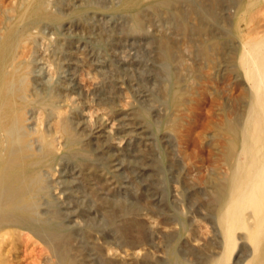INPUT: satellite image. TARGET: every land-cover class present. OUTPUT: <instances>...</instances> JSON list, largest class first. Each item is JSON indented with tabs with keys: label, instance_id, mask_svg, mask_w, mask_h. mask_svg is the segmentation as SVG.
<instances>
[{
	"label": "bare ground",
	"instance_id": "obj_1",
	"mask_svg": "<svg viewBox=\"0 0 264 264\" xmlns=\"http://www.w3.org/2000/svg\"><path fill=\"white\" fill-rule=\"evenodd\" d=\"M70 1L2 4L0 264H264V0L159 2H174L182 36L193 25L197 65L187 89L169 82L177 55L167 30L143 25L137 8L146 0ZM221 23L231 42L226 76L212 69L221 39L208 28ZM46 26L55 42L42 46ZM84 69L95 75L87 90L97 100H121L127 88L136 104L84 114ZM203 93L223 117L212 133L197 132L204 157L184 146L193 126L185 110ZM234 95L243 96L236 119ZM94 229L100 244L86 237Z\"/></svg>",
	"mask_w": 264,
	"mask_h": 264
},
{
	"label": "rangeland",
	"instance_id": "obj_2",
	"mask_svg": "<svg viewBox=\"0 0 264 264\" xmlns=\"http://www.w3.org/2000/svg\"><path fill=\"white\" fill-rule=\"evenodd\" d=\"M3 1V2H2ZM11 0H8V1H5V0H0V13L2 12V10H1V8L2 7H4V6H6L9 2H10ZM50 1H54V0H50ZM71 1H74V0H71ZM70 1V2H71ZM156 1V2H155ZM180 1L181 0H178V3H175V4H177V5H179L180 4ZM153 2V3H152ZM159 2H161V0H146L142 5H140L138 8H137V10H139L140 11V13H141V15L143 16L142 17V20L143 19H145L147 22H145V20H143L144 22H143V25L144 26H146V28H148L149 29V31L151 30V32L153 33V31L154 32H156L157 33V29L159 30L160 28V30H162V31H158V33L157 34H160L161 33V36L164 34V32H166V30H167V33H165V35H166V37H167V39H169V42H170V44H172L171 46L173 47L172 48V50L173 51H171L172 52V54L173 55H175L173 52H175L176 53V55H177V57L175 56V58H174V60H171L170 59V61H169V68H170V70H171V77H170V83L172 84V85H175L177 88H181V89H187L188 87L189 88H191L192 87V74L193 73H195L194 72V68H195V66L197 65V57L195 56L196 55V52L195 51H197L196 49H197V47L195 46V44H196V37H195V35H194V32L192 31V29L191 28H193L192 26V22H190L191 20H188V22H189V24H187V26L188 25H191L189 28H190V30H189V28H188V34H187V32L185 33V35L184 36H182V34L178 31L179 29H178V26H177V29L175 30V27H176V25H178V24H176V23H178L179 21H177L178 19H179V16H178V14H177V12H176V9H178V8H176L175 7V5L172 3L171 5H169V6H163L161 3H159ZM5 4L4 6H2V4ZM150 3V4H149ZM161 5V6H160ZM176 5V6H177ZM181 5V4H180ZM149 7V8H146V7ZM174 6V7H173ZM173 7V8H172ZM177 7H179V6H177ZM154 8H155V10H154ZM159 8H163V9H159ZM170 10V8H171V12L170 11H168V9ZM180 8V7H179ZM147 10V11H146ZM148 11L150 12L149 14H151V15H148ZM160 11V12H159ZM163 11H164V13H163ZM144 12V13H143ZM155 12H156V14H155ZM170 12V13H169ZM173 12V13H172ZM118 13V12H117ZM117 13H113V14H111V13H109V12H104V13H101L102 15V18H105V17H107V19L108 18H113V16L115 17L116 15H119V14H117ZM110 14V15H109ZM116 14V15H115ZM112 15V16H111ZM146 15V16H145ZM175 15H177V16H175ZM105 16V17H104ZM145 16V17H144ZM148 16H149V18H148ZM171 16V17H170ZM193 16V15H192ZM151 17V18H150ZM175 17H177V18H175ZM168 18V19H167ZM150 21H152V23H154V24H152ZM147 23H149V24H147ZM222 23H224V22H222ZM221 23V25L222 26H216L215 25V27L214 26H212V27H208L210 30H209V32H211V33H213V34H216V35H220V38L219 39H221L220 41H223V40H225L224 42H220L219 41V43L217 44V48L219 49H217V51H218V54L220 55V57H218V55H217V58H216V63H214V67H212V69L213 68H215L214 69V72H218V73H220V74H218L219 76H222L221 75V71H224V72H222V74L224 75V76H226V71H225V65H228V63H227V61H228V54L227 55H225L226 54V51L227 52H229L230 50L229 49H231V42L229 41V36L227 37V39H226V33L227 32H224V31H226V28H225V24H224V26H223V24ZM171 24V25H170ZM176 24V25H175ZM151 25V26H150ZM155 25V26H154ZM175 25V26H174ZM82 28V26L80 25V24H74V25H71L70 26V28H71V30H72V33L74 34V37L75 36H77L78 38H81V40H83V41H85L86 39H85V37L87 36V33H85V31H84V29L82 28H80V27ZM143 26V27H144ZM49 26H46V28H43L45 31H43V29H42V31H43V33L44 34H42L41 36H42V38H41V40H42V46H45L46 45V43H54L55 42V40L53 41V38H51L50 40H46V38H48L47 37V35H49L50 33H49V31L51 30L52 31V29L49 27ZM76 27H77V33H76V30H74V29H76ZM155 27H156V29H155ZM174 27V28H173ZM80 28V29H79ZM146 28H145V30H146ZM213 28V29H212ZM225 28V29H224ZM147 29V30H148ZM165 29V30H164ZM223 29V30H222ZM82 30V31H81ZM144 30V29H143ZM144 30V31H145ZM176 31V32H178V33H174L173 31ZM213 30V31H212ZM36 30L35 29H32V32H35ZM50 31V32H51ZM75 31V32H74ZM81 31V32H80ZM192 31V32H191ZM48 32V33H47ZM80 32V33H79ZM162 32H163V34H162ZM222 32H224V33H222ZM83 33V34H82ZM168 33H170L171 35H169L168 36ZM174 33V34H173ZM193 33V34H192ZM47 34V35H46ZM81 34V35H80ZM45 35V36H44ZM164 35V36H165ZM190 36L189 38L191 39H189L188 38V36ZM193 37H192V36ZM50 36L51 37H53V35H51L50 34ZM163 36V37H164ZM182 36V37H181ZM46 37V38H45ZM73 36H72V38H74ZM170 37V38H169ZM172 37H173V39H172ZM185 37V38H184ZM170 39H172V40H170ZM189 39V40H188ZM218 39V40H219ZM52 40V41H51ZM172 41V42H171ZM195 41V42H194ZM45 42V43H44ZM184 42H185V44H184ZM187 42H188V44H187ZM174 43H176L177 44V46L179 47V49H178V47L176 46V44H174ZM193 43V44H192ZM226 45H224V44ZM230 43V44H229ZM45 44V45H44ZM183 46H185V47H183ZM220 46V47H219ZM229 46H230V48H229ZM187 47V48H186ZM223 48H225V50L223 49ZM229 48V49H228ZM180 49H182V50H180ZM177 50V51H176ZM222 50V51H221ZM97 53H98V55L99 56H101L102 55V50L101 49H98V51L97 50H95ZM181 51H183L181 54H180V52ZM220 51V52H219ZM100 53V54H99ZM223 55H222V54ZM184 56H183V55ZM179 56H182V58H183V60H185L184 61V63L183 64H179V61H177L178 60V58H179ZM196 57V58H195ZM227 59V61L225 60V59ZM195 60V61H194ZM149 61L150 62H153V61H151V59H149ZM188 61V62H187ZM176 62H178L177 64H176ZM193 62H194V65H193ZM195 62H196V64H195ZM175 63V64H174ZM188 63H189V67H187L186 66V64L188 65ZM226 63V64H225ZM217 64V65H216ZM183 65H185V67L183 66ZM192 65V66H191ZM177 66V67H176ZM180 66V67H179ZM191 66V67H190ZM225 66V67H224ZM173 67V68H172ZM174 67L176 68V69H174ZM186 67H187V69L189 68V70H187L186 69ZM219 67V68H218ZM172 68V69H171ZM183 68V69H182ZM178 69V70H177ZM185 69V70H184ZM212 69H205L206 71H203V73H213V72H211V70ZM223 69V70H222ZM47 70V71H46ZM51 72V68L50 69H48V67L47 68H45V72H47V78H49V77H51L50 76V72ZM85 71H81L80 72V74L79 75H82L83 77H82V82H83V84H86L90 79H89V77L91 78V81H89L88 83H87V85H86V92L84 93L85 94V97H83V103H81L80 104V107L79 108H81V111L83 110V112L84 111H86L84 114H86V115H89L90 113L91 114H93L94 112H96V114H93V116L94 117H98V116H101V115H103L104 113H106L109 109H111V106H112V108L116 105V104H118V103H121V101H122V104L124 103V102H130V104H133L134 103V105L136 104V97L134 96L135 94L133 93V92H131V90H127V88H124V96H123V92L120 94V97H122V98H119V99H121V100H116V101H114V100H112V101H110V100H97L98 98H96V96L94 95V94H90L91 92L90 91H88L87 89H90L91 88V85L93 84V81H94V76L95 75H93V73H92V71H91V73L92 74H90V71H88V70H86V69H84ZM174 70H176V71H174ZM191 70V71H190ZM188 71H190V72H188ZM84 72V73H83ZM84 74V75H83ZM204 74V75H205ZM216 74V75H217ZM49 75V76H48ZM213 75V74H212ZM217 75V76H218ZM85 76V77H84ZM88 76V77H87ZM87 77V78H86ZM175 77V78H174ZM205 80H206V82H205V80H204V82L205 83H208V81L210 82V80L206 77V75H205ZM218 78V77H217ZM174 79V80H173ZM176 80V81H175ZM190 80V81H189ZM92 82V83H91ZM187 82V83H186ZM191 83V84H190ZM210 83H212V81L210 82ZM179 84H181V85H179ZM190 86H189V85ZM186 85H188V86H186ZM219 85H220V83H219ZM85 86V85H84ZM180 86V87H179ZM184 86V87H183ZM183 87V88H182ZM127 93H126V92ZM88 92V93H87ZM86 93H87V96H88V99H89V101H88V99L86 98L87 96H86ZM128 94V95H126V94ZM131 93H133L132 95H131ZM88 94H90V96L88 95ZM205 94H207V93H205ZM234 94H237V93H234ZM95 96L94 98L92 97V96ZM126 95V96H125ZM204 95V93L202 94V96ZM208 95V94H207ZM204 95L203 96V98H202V96L201 97H199L197 100L198 101H200V103L199 104H196V105H199L198 107H196V105L194 106L192 103H190V104H188L189 105V107L188 108H190L192 105L196 108V109H194V107H193V110H192V107H191V109L189 110L188 108H187V110H185V112L187 113H183L182 111H181V113L182 114H184V116H185V114L187 115V116H191L190 118H187V116H185L186 118H185V120L186 121H188V122H190V125H193L192 127H191V130H190V134H189V136H191V137H188V138H191L190 140L187 138V140H186V142H185V144H184V146H187L185 149L186 150H188L189 152H191V151H196V153L198 152V154L199 155H201V156H207L208 155V151L206 150L207 148H205V147H199L200 145H199V142H198V144H197V141H199L200 139H201V136L199 137L198 136V134L199 133H197V132H199V130H201V128H203L205 125H207L209 128L211 127L212 128V126H213V123H215L214 121H216V120H219V118H221L222 117V115H221V113H219L220 112V110H219V108H216V107H213V104H214V99L212 100H210V95ZM236 98H235V101H234V103H235V108H234V112L235 113H233V115L232 116H229L230 118H235L236 116H238V117H236V118H239L242 114V105H243V96L241 97V96H236V95H234ZM127 99H126V98ZM132 97V98H131ZM135 97V98H134ZM237 97H238V99H237ZM239 97H240V99H239ZM86 98V99H85ZM124 98V101L122 100ZM215 98H217V97H215ZM242 98V99H241ZM92 99V100H91ZM126 99V100H125ZM200 99V100H199ZM201 99H203V100H201ZM218 100H219V98H217ZM236 99L239 101H236ZM91 100V101H90ZM134 100V101H133ZM209 100V101H208ZM217 100V101H218ZM87 101V102H86ZM99 102V103H97V102ZM118 101H120V102H118ZM169 101L170 100H167V101H165L166 102V104H167V102L169 103ZM198 101H196L195 100V102H193L194 104L195 103H198ZM241 101V102H240ZM90 102V103H89ZM107 102L109 103V104H112V105H109V104H107ZM117 102V103H116ZM165 102L163 103L164 104V107H167V108H170L171 109V111L172 112H174V109H176V107H174V106H172V107H170L169 105H166L165 104ZM219 102H222V101H220L219 100ZM236 102H238V105H236L237 103ZM104 103V104H103ZM114 103H115V105H114ZM217 103V102H216ZM204 104V105H203ZM239 104H240V106H239ZM87 105V106H86ZM187 105V106H188ZM191 105V106H190ZM208 105V106H207ZM85 106V107H84ZM237 106V107H236ZM83 108V109H82ZM103 108V109H102ZM213 108V109H212ZM90 109V110H89ZM108 109V110H107ZM212 109V110H211ZM216 110V111H213V110ZM99 110V111H98ZM178 110V109H177ZM101 111H102V114H101ZM190 113V115H188L189 113ZM241 111V112H240ZM90 112V113H89ZM93 112V113H92ZM191 112H192V115H191ZM218 113V115H217V113ZM238 112V113H237ZM210 113V114H209ZM216 113V114H215ZM99 114V115H98ZM194 114V115H193ZM216 116H215V115ZM85 115V116H86ZM220 115V116H219ZM235 116V117H234ZM193 117V118H192ZM216 117V118H215ZM200 118H202V119H200ZM214 118H215V120H214ZM223 118V117H222ZM221 118V119H222ZM232 118V119H233ZM235 118V119H236ZM192 119H194V120H192ZM209 119H211V122L209 121V123H207L208 122V120ZM190 120V121H189ZM214 120V121H213ZM201 121V122H200ZM220 121V120H219ZM218 121V122H219ZM217 122V121H216ZM209 124H211V125H209ZM197 128V129H196ZM210 128V130L208 131L207 130V133H212V129ZM195 130V131H194ZM197 130V131H196ZM163 131L165 132V130L162 128L160 131H159V133L161 134V133H163ZM192 131V132H191ZM211 131V132H210ZM195 132V133H194ZM192 133V134H191ZM194 135V136H193ZM199 137V138H198ZM199 139V140H198ZM189 141V143H187ZM187 143V144H186ZM161 145H162V143H161ZM160 145V147H159V149L157 150V152H156V157H159V158H157L160 162V164H161V167L164 169L166 166L165 165H167V154H166V150H165V148H163L162 149V146ZM192 146V147H191ZM191 147V148H190ZM195 147V148H194ZM201 148V149H200ZM189 149H192L191 151L189 150ZM193 149H195V150H193ZM164 150V151H163ZM160 153H159V152ZM207 151V152H206ZM158 155V156H157ZM165 159V160H164ZM166 161V162H165ZM82 224H84V223H82ZM81 224V225H82ZM85 225V224H84ZM83 225V226H84ZM83 230V229H82ZM98 232V233H97ZM84 233V236L86 235V233L87 232H83ZM90 233V234H89ZM97 233V234H96ZM100 234V235H99ZM91 237L92 235H93V237H89V236ZM103 235V234H102ZM102 235H101V231H97V229H94V230H89L88 231V234H87V236L86 237H89V239L90 240H94V242L95 243H98V244H100L101 243V240H100V238L102 237ZM100 237V238H99ZM99 239V240H98ZM34 241H35V239H34ZM36 241H37V244H36ZM35 241V243L33 244L35 247H36V250H38V249H40V243H39V241L38 240H36ZM39 243V244H38ZM38 245V246H37ZM30 247H32V245L30 246ZM30 247H29V249H30ZM28 251V250H27ZM129 252H130V249H129ZM23 256V253L22 252H20L19 253V257L21 258ZM27 261H29V260H27ZM27 261L25 262V263H27Z\"/></svg>",
	"mask_w": 264,
	"mask_h": 264
}]
</instances>
